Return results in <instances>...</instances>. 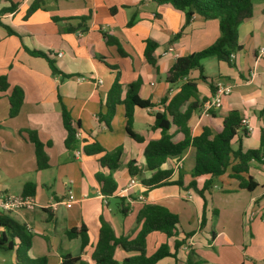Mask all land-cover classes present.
<instances>
[{
    "label": "crops",
    "instance_id": "0c3cea01",
    "mask_svg": "<svg viewBox=\"0 0 264 264\" xmlns=\"http://www.w3.org/2000/svg\"><path fill=\"white\" fill-rule=\"evenodd\" d=\"M33 4L39 8L29 12ZM219 35L217 20L195 14L186 23L183 12L152 0H0V76L9 85L0 93V192L21 196L24 184L35 185L31 206L0 212V222L15 225L22 238L28 239L30 259L62 264L61 257L69 254L95 264L90 255L101 221L112 228L115 237L133 240L140 229L138 212L150 204L163 206L178 218L175 237L167 239L158 232L147 236L146 256L162 243L169 249L170 255L155 264H188L189 256L197 264H264V164L251 162L244 175L257 184L252 191L239 189L238 182L224 174L213 179L201 198L187 187L193 180L195 157V149L188 146L179 158L168 159L161 167L171 170L169 182L180 180L182 186L169 184L145 191L140 184V178L151 176L145 168L144 148L160 138V131L153 128L154 115L164 109L161 100L169 101L186 81L195 82L198 91V108L187 124L192 137L203 128L212 135L218 133L226 115L236 112L250 131H237L232 148H259L264 133V0H252L251 17L238 25L241 49L229 63L207 58L180 82H166L178 57L209 47ZM107 37L117 41L123 56L116 45L107 44ZM147 42L156 46L154 65L144 57ZM28 51L46 55L58 74L51 73L47 59ZM117 75L121 100L126 86L139 80V98L152 104L134 109L132 131L142 143L126 134L123 105L115 107L108 126L99 120ZM216 84L230 86L231 93L222 98L218 109L206 111ZM13 87L21 88L24 97L17 116L9 118L8 97ZM62 107L81 129L79 157L64 146ZM24 130L35 132L43 143L47 169H37L33 145L19 134ZM169 134L173 143L182 139L175 127ZM92 142L106 152L122 148L119 168L113 173L116 190L110 197L100 194L94 178L97 172H105L98 163L102 154L82 153L83 146ZM128 162H133L141 177H135L139 186L121 198L117 191L131 177ZM206 179H196L197 189ZM82 226L88 237L83 250L79 237L66 236L67 231ZM137 255L118 247L113 258L121 264ZM14 261L13 253L0 258V264Z\"/></svg>",
    "mask_w": 264,
    "mask_h": 264
},
{
    "label": "trees",
    "instance_id": "16d2710c",
    "mask_svg": "<svg viewBox=\"0 0 264 264\" xmlns=\"http://www.w3.org/2000/svg\"><path fill=\"white\" fill-rule=\"evenodd\" d=\"M152 1L157 4H170L175 9L183 12L186 23L196 14L205 19L217 20L219 26L220 35L213 44L201 51L178 57L175 60L166 77L167 83L176 84L180 82L190 71L200 69L201 61L207 58L213 57L218 61L229 63L230 55L241 49L237 44V27L241 22L251 17L252 0ZM37 8H39V5L33 4L29 8V12ZM6 29L9 34H13L9 28ZM106 42L107 44L116 45L119 54L124 55L117 41L107 37ZM155 47L154 43L147 42L144 51V57L151 65H154L152 52ZM28 53L47 59L51 73L53 75L58 74L54 63L48 60L46 55L34 51H28ZM140 85L139 80L128 84L125 97L121 100V84L117 75L107 95L105 113L99 116V120L108 126L115 113V107L120 104L123 105L125 108V132L137 143H142L143 139L132 131L134 109L152 107L149 101L139 98ZM8 88L9 85L5 76H0V93L6 92ZM23 97L24 94L21 88H12L8 97L9 118L17 116L23 103ZM161 103L164 105V109L155 113L153 125L154 129L160 131V138L148 142L143 152L145 168L151 173L149 178H140V184L145 191L169 184L182 186L180 180L169 182L171 170H163L161 167L168 159L179 158L188 146L195 149V157L191 172L193 180L187 187L192 188L201 198H203V193L212 186L213 179L224 174H229L234 178L241 190L252 191L256 188L257 184L253 179L251 177L244 178V175L247 174L251 162L264 164V133L261 135L260 146L257 150L242 151L239 148L233 149L231 141L237 131L240 130V118L236 112H229L223 119L221 131L212 135L208 128H203L198 136L192 137L187 124L192 113L198 108V91L196 83L192 81L184 82L169 101L163 98ZM61 117L66 132L64 146L69 151H75L79 145L76 134L81 132L79 124L72 120L68 110L64 107L61 110ZM171 127H175V132L182 135V139L177 143L172 142L173 135L169 134ZM19 134L25 141L33 145L37 169L39 171L47 169L48 158L44 151V145L40 142L36 133L24 130ZM82 153L85 156L102 154L98 163L105 172H97L94 178L99 186L100 194L103 197H110L116 190L113 173L119 168L122 148L117 147L106 152L97 142H92L83 146ZM126 167L131 177H141L139 169L134 166L133 162H128ZM202 176H206L207 179L202 187L197 189L196 179ZM34 194L35 185L33 183L24 184L21 196L32 198ZM137 222L140 224V229L136 237L129 241L125 238L115 237L112 228L101 221L90 261L95 264H118L113 258L118 247L126 252H138L137 256L126 258L121 264H155L164 257L169 256L170 253L166 243H162L150 256H146L145 241L147 236L154 232L163 234L167 239L175 237L178 224L177 216L163 206L145 204L138 212ZM0 226L3 228V231L0 232V251L13 253L14 264H46L45 258L30 259L27 256L29 250L28 239L22 238L19 229L15 225L9 222H0ZM66 236L69 239L79 237L81 250L88 244L87 231L84 226L67 231ZM175 245H179V243H175ZM61 262L62 264H89L69 254L63 255ZM188 264L197 263H192L191 256H189Z\"/></svg>",
    "mask_w": 264,
    "mask_h": 264
},
{
    "label": "built area",
    "instance_id": "2783aa9c",
    "mask_svg": "<svg viewBox=\"0 0 264 264\" xmlns=\"http://www.w3.org/2000/svg\"><path fill=\"white\" fill-rule=\"evenodd\" d=\"M262 52V51H261ZM57 56H61V53H57ZM233 58V54L230 55V60ZM99 83H101L99 81ZM231 93V87L222 84H216L214 92L211 98L206 103V111L210 109H218L221 106V100L224 96H228ZM244 128L245 132L250 131V127L247 125L245 119L240 120V129ZM80 137V133L76 134V138ZM74 156L79 157L80 152L75 150ZM139 182L135 177H130L124 187H121L117 191V195L121 198L125 197L129 190L138 187ZM138 199L142 200V194L138 195ZM66 207H70V203L65 204ZM31 206V197L15 196L0 192V212L11 213L14 211L23 210Z\"/></svg>",
    "mask_w": 264,
    "mask_h": 264
},
{
    "label": "rangeland",
    "instance_id": "374dc122",
    "mask_svg": "<svg viewBox=\"0 0 264 264\" xmlns=\"http://www.w3.org/2000/svg\"><path fill=\"white\" fill-rule=\"evenodd\" d=\"M16 232H18V231H16ZM7 253H8V252H7ZM2 255H3V252L0 251V258L2 257Z\"/></svg>",
    "mask_w": 264,
    "mask_h": 264
}]
</instances>
